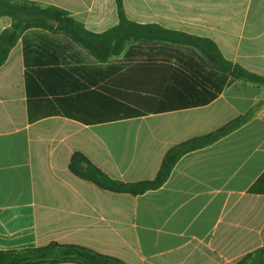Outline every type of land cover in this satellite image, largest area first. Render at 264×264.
Instances as JSON below:
<instances>
[{
  "label": "crops",
  "instance_id": "1",
  "mask_svg": "<svg viewBox=\"0 0 264 264\" xmlns=\"http://www.w3.org/2000/svg\"><path fill=\"white\" fill-rule=\"evenodd\" d=\"M28 1L95 33L119 22L115 0ZM123 2L130 20L208 38L264 77V0ZM11 25L0 17V33ZM208 74L190 47L131 43L101 63L65 36L25 31L0 67V250L58 242L126 264H235L264 248V195L249 193L264 173V86L228 78L217 93ZM133 91L156 100L139 108L122 95ZM252 109L247 123L183 155L156 190L108 192L69 168L82 153L113 179L152 180L172 148Z\"/></svg>",
  "mask_w": 264,
  "mask_h": 264
},
{
  "label": "trees",
  "instance_id": "2",
  "mask_svg": "<svg viewBox=\"0 0 264 264\" xmlns=\"http://www.w3.org/2000/svg\"><path fill=\"white\" fill-rule=\"evenodd\" d=\"M118 24L101 33L89 31L72 14L54 5H41L28 0H0V17L10 18L12 25L0 33V67H2L17 45L21 35L30 29H41L53 35H62L87 51L98 62L106 63L120 56L128 44H168L190 47L199 54L205 66L212 70L204 77L219 93L228 78L264 86V77L252 73L239 64H233L220 51L215 42L208 38L169 30L159 25L140 24L127 17L123 0H115ZM14 29V32L11 30ZM211 79V80H210ZM131 94V95H130ZM122 93L124 100L138 103L139 108L149 109L156 97L143 96L142 92ZM216 93L199 98L190 104L207 103ZM135 99V100H134ZM137 100V101H136ZM130 101H127L128 105ZM126 103L122 112L131 110ZM163 108L162 106L160 107ZM255 109L238 117L223 128L203 137L195 138L172 148L165 156L157 176L152 180L125 183L113 179L92 163L84 154L75 153L70 161L71 172L80 180L90 182L102 190L136 196L162 187L169 179L180 158L188 152L210 145L228 133L247 123ZM249 193L264 195V173L250 187ZM0 264H126L119 258L99 253L79 245L52 242L44 247L21 250H0ZM235 264H264V248L243 256Z\"/></svg>",
  "mask_w": 264,
  "mask_h": 264
},
{
  "label": "water",
  "instance_id": "3",
  "mask_svg": "<svg viewBox=\"0 0 264 264\" xmlns=\"http://www.w3.org/2000/svg\"><path fill=\"white\" fill-rule=\"evenodd\" d=\"M11 32H14V29H12Z\"/></svg>",
  "mask_w": 264,
  "mask_h": 264
}]
</instances>
